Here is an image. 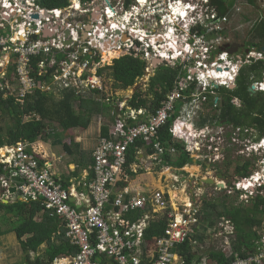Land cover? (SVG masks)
Masks as SVG:
<instances>
[{
	"label": "built area",
	"instance_id": "1",
	"mask_svg": "<svg viewBox=\"0 0 264 264\" xmlns=\"http://www.w3.org/2000/svg\"><path fill=\"white\" fill-rule=\"evenodd\" d=\"M92 1L82 4L80 0H71L68 8L47 10L33 0H0V90L13 95L12 90L16 87V101L21 105H24L27 96L37 90L42 91L44 84L48 83L32 75L35 71L32 59L39 58L36 64L39 75H47L49 69L55 68L51 83L57 80L61 89L74 88L78 94L86 91L105 93L98 69L110 65L109 62L118 56L127 55L147 62L145 75L149 74L150 68H176L178 74L173 88L156 113L139 121L138 116L144 115V109L130 110L128 120L135 121L134 125L129 126L127 120L119 117L110 130V138L100 139L93 153L94 178L89 184L85 210L75 207L73 191L54 177L49 165H41L38 153L29 150L25 143L6 147L3 153L0 152V162L6 173L0 178V193L2 197H7L9 188L15 186L24 200L42 201L45 210L65 222L66 238L78 248L77 254L65 264H175L176 258H180L176 247L186 242L200 246L194 238L202 225L203 203L197 201L174 209L162 191L131 196L128 189H122L113 200L112 196L125 169L128 148L143 140L146 146H155L157 151L151 157L159 160L163 150L155 140H158V131L172 116L176 117L172 132L179 139L207 137V128L199 135L193 129L201 103L208 100L205 92L210 86L214 88V84L221 87L236 83L244 66L241 57L230 55L225 49V46H231L232 40L222 33L232 24L230 20H237L239 9L233 7L226 14H221L211 0H191L188 6L193 13L188 15L187 21L190 19V22L185 24L182 34L177 30L180 20H173L169 8L163 7L159 10L160 21L164 25H172L167 26L168 31L152 35L135 30L131 39L119 41L117 47L104 51L106 41L119 38L114 32L121 29L118 24L110 21L107 26L104 24L108 20L106 16L113 17V13L106 9L107 15L102 13L103 18H100L103 26L92 27L84 40L78 27L69 22L73 13L72 4L80 11L83 5L89 6ZM44 10L49 12V18L43 15ZM36 13L41 16L38 21L31 17ZM34 24L38 25L36 30H33ZM55 25L61 26V30L54 31ZM48 27L53 33L50 36L44 31ZM67 30L71 32L73 44L66 47ZM58 54L66 55V59L59 62ZM114 54L117 56L112 58ZM245 58L248 64L252 60H264V52L248 49ZM97 59H100L99 62ZM262 81L255 86L264 91V78ZM194 84L197 88L192 102L177 109L178 101L184 98L183 92ZM50 87L53 86H49L51 90ZM106 101H110L109 98ZM187 124L192 127L189 132L185 129ZM259 165L262 173L241 179L236 183L237 189L253 197L255 192L263 195L264 161ZM248 183L253 186L246 187ZM139 211L144 212L142 218H128V215ZM160 213L168 220L165 235L146 241L145 231ZM217 233L218 236H233L235 228L223 219ZM258 245L257 253L248 258L237 256L230 264H264V237ZM101 256L108 260L103 261Z\"/></svg>",
	"mask_w": 264,
	"mask_h": 264
},
{
	"label": "trees",
	"instance_id": "2",
	"mask_svg": "<svg viewBox=\"0 0 264 264\" xmlns=\"http://www.w3.org/2000/svg\"><path fill=\"white\" fill-rule=\"evenodd\" d=\"M41 1L40 5L44 9L58 10L68 8L71 0ZM80 1L87 3L91 0ZM248 2L251 6L254 5L253 0H248ZM212 4L217 6L219 13L226 14L228 12V7H226L224 0H212ZM247 35H249L250 39L247 45L255 47L258 52H261L264 47V17L259 18L252 24ZM231 36L233 35L231 34ZM65 59L66 55H57L59 62ZM39 60V58L32 59L35 68L32 74L33 77L51 83L54 78L52 74L55 68L49 69L47 75L40 76L36 65ZM99 60L97 59V62ZM146 68L147 62L127 55L114 60L112 65L99 68L98 75L100 77L107 76L109 79H112L114 89L124 91L140 83V79L146 74ZM263 73L264 61L262 60H252L250 64L244 65L237 78V88L235 90L226 88L215 89L217 97L225 103V107L221 108V115L216 118L210 116V113L214 109L216 95L210 96L211 93H209V100L201 103V108L198 111V116H195L194 122L202 129L210 125L214 126L215 122L219 123L218 121L221 118H225L233 123L235 127L246 128L255 126L260 131V137L264 136V97L249 93L251 84L262 80ZM177 74L178 70L176 68L157 67L155 74L149 80L147 90L143 92L138 89L128 101V112L130 110L138 111L144 109L148 115L156 113L161 108L163 100L171 92ZM196 88L197 84H194L183 92L184 98L178 101L176 105L177 109H180L184 104L192 102V96ZM5 93L0 91V148L13 146L21 142L29 145L30 148V145L39 139H46L50 135L47 134L48 131L86 129L92 124L94 117H100L101 115H108L111 121H114L116 118L117 111L113 108L114 101L107 102L106 94L99 91H90L88 94L81 96L74 88H71L62 91L61 97L57 98L52 93L37 90L25 98L24 105L18 104L13 95L9 96ZM233 97L240 98L243 101L244 107L242 109L238 110L230 104ZM75 103H79L77 108L74 107ZM25 117H29V119L26 121ZM124 118L127 117L124 116ZM175 118V116L169 118L167 123L158 131V140H155V143L159 144V147L163 150V154L159 157V160L154 161L157 171H161L163 168L182 170L187 165L195 164L194 159L187 150L188 143L175 138L172 134L171 130L175 123ZM135 123L133 120H128L129 126ZM102 136L110 138V133L106 126L102 128ZM232 140V138H229V143ZM260 140L261 138H257L255 142H259ZM72 147H77L80 150V145L72 143L70 146H64L65 152L74 156ZM142 150H146L149 156L154 155L157 151L154 145L146 146L143 140H138L131 145L128 148L127 163L124 166L126 173L131 177L143 173L141 169H139L137 174L131 171L132 166L140 164L139 155ZM93 163L94 160L92 159V166ZM196 164L200 165V162ZM231 164L232 162H229L227 166ZM252 166L253 164L249 159L243 163H236L234 169L235 177L239 178L238 180L248 178L252 173ZM80 171L81 166L80 169H77L73 173L72 177H77ZM91 171L93 172L92 169ZM2 174L3 166L0 164V176ZM93 178L90 180L91 182ZM69 180L70 178L64 182L63 186L65 188L71 185ZM114 198L115 196L113 195L112 200ZM228 199L226 196L218 204H216L217 202L207 200L203 202L204 220L209 225L208 227H215L223 217L230 218L236 230V240L233 244L234 250L240 258H248L252 254L257 253L258 243L264 237V197H256L252 201L250 208H247L243 204L229 207L227 205ZM1 212H4L10 220L14 219L17 222V225L13 228V232H15L18 240H21L26 235H31L26 241H21V246L27 253V259L30 264H54L55 259L68 255L75 256L78 252V248L71 245L68 239H65L66 225L64 224L63 227L56 215L45 210L41 201L25 202L17 200L10 204L0 202ZM10 214H13V216H10ZM139 216L140 213L136 212L128 215V218L135 220ZM38 217L40 219L37 220ZM167 222V218L164 217L151 223L145 231L144 238L147 241H151L155 238L163 237ZM206 235L207 233L201 234L198 231L194 240L201 245L206 240ZM57 239L61 243H58ZM43 244L47 245L46 258L43 257L45 258L43 260L37 258L32 261L29 256L30 252H38ZM176 253L184 260L185 264H192L195 255L190 242L176 247ZM209 257L210 260H215L217 264H230L235 259L234 256L226 257L222 252H212ZM101 259L106 261V258L103 256H101ZM198 262L200 263L201 261L199 260Z\"/></svg>",
	"mask_w": 264,
	"mask_h": 264
},
{
	"label": "rangeland",
	"instance_id": "3",
	"mask_svg": "<svg viewBox=\"0 0 264 264\" xmlns=\"http://www.w3.org/2000/svg\"><path fill=\"white\" fill-rule=\"evenodd\" d=\"M227 1L228 7H230V9H233V7L239 9L240 15L238 14L236 21L240 24L235 23V25H229V28L227 30L223 29L222 33L223 36H228L232 40L231 45L238 44L241 46L242 49L239 51L238 56L244 57L245 51L253 48L247 45V42H249L250 40L247 32L256 20L264 17V4L256 5L257 7H259L258 9L257 7L252 8L251 6H249L245 2V0ZM243 16H247V18L252 20V22H245L244 20H242ZM231 34L233 36H231ZM104 56H106V54H104ZM114 56L117 55L114 54L112 58ZM105 62L103 64H105ZM154 74L155 68H150L149 74L145 75L144 79L141 80L140 83L124 91L114 89L113 80L105 76L103 77L104 91L115 100H117V98L119 97L123 98V96H129V98H131L138 89L143 92L147 90L149 80ZM49 86H53L50 87L51 90L49 89ZM12 91L14 97L16 98V87ZM42 91L52 93L57 98H60L61 93L62 91H64V89H61L58 85V81L55 80L54 83L44 84ZM79 95L82 96V93H79ZM210 114H213V112H211ZM25 120H27V117H25ZM216 126L217 125L215 124L214 127ZM227 128L228 127H225V129ZM186 142L188 143L187 150L194 159L195 164L187 165L182 170L163 168L161 171L157 172L158 175H154L156 179L163 180V183L169 193V200L171 201L173 206L185 204L183 199H186V202L190 201V203H194L199 201L200 204H202L205 200L210 202H222V198L225 196H229L231 200L235 201H237V197H239L241 200H245V198L250 197V193L237 189L236 183L233 186V182L235 179L234 169L236 166L234 162L238 161L240 163H243L244 159H250L253 164V167L251 168L252 173L250 176H258V172L262 173V169L260 168L259 164L264 161V151L260 149L259 146L255 145L256 147H248L245 149L243 147L244 141L235 140L234 142V140H232L231 143H229L228 139H223L220 136L216 137V135L213 136V134H209L207 138L201 137L200 139L198 138L194 141ZM54 149V152L57 156L58 147H55ZM253 150H255L254 153H252ZM207 158H209L210 161H208ZM199 162L200 165H197L196 163ZM229 162H232V164L228 165L226 168V165ZM154 164L156 166V163L148 161V164H146L147 167L145 169L153 173V168L155 167ZM208 165L210 166L209 168L207 167ZM160 176L161 178H159ZM207 177H212L216 179V181H226L227 185H229L228 191L218 192L212 186H199L198 182L200 181V179ZM239 181L240 180H237V183ZM252 183H255V180H252ZM250 185L252 184H245L246 187H249ZM234 190L241 191L242 193H244V195H241L238 192L234 193ZM146 191L149 192L151 191V189H147ZM257 194L259 193L255 192L254 195ZM262 194L264 196V190H262ZM5 215L6 214L4 212L0 213V264H22L25 252L22 246L19 245L18 241L16 240V235L12 234L11 231L14 230L13 228H15L17 222L14 219L10 220L7 215L6 218ZM10 216H13V214H10ZM211 238V240H205L202 244L203 252L207 251L208 247H206V245H208L209 242L215 245V247L220 243L222 246H224V239L218 238L220 239V241L217 242L213 237ZM1 256H3V259H1Z\"/></svg>",
	"mask_w": 264,
	"mask_h": 264
},
{
	"label": "crops",
	"instance_id": "4",
	"mask_svg": "<svg viewBox=\"0 0 264 264\" xmlns=\"http://www.w3.org/2000/svg\"><path fill=\"white\" fill-rule=\"evenodd\" d=\"M245 2L248 4V0H245ZM50 33L53 34L52 32H50ZM50 33L48 32L47 36H50ZM88 93L89 92L86 91L82 95H86ZM106 98H109L110 101H114L113 108L115 111L118 112V113H116V118L114 119V121H111V119L108 115H101V116L99 115L100 117H96V118L94 117L93 118L92 124L86 129L77 128V129H70L68 131H62V130H57L56 132L55 131H48L47 134H50V135L46 139H39L37 142L32 144L29 148V149L35 150L37 153H39L41 160H42V163H46L47 165H49L51 171L54 173V175L57 177V179L61 180V182L63 184L66 180H68V178H70L69 181H70L71 185L68 186V189H71L73 191V194H74V197H72V202L74 203L76 208H79L81 210H85V205L87 206V200H88V194H89V184L91 182L90 180H92V178H93V172L91 171V169H92L91 163H92V159H93L94 150L98 146L100 139L102 137H104V136H102V128L106 126L107 129L109 130V133H110V130L112 129V127H114L115 122L119 117H122L123 119L128 121V117L130 114V112H128L129 108L127 107V103L132 97L129 98V96H123V98L119 97L115 101V99H113V97H110V95L106 93ZM78 104L79 103H75L74 107L77 108ZM119 108L125 109V110L123 112H121L120 111L121 109H119ZM123 115L127 118H124ZM147 116H148V113L146 110H144V115L138 116V120L143 121L146 119ZM28 119H29V117H27V120ZM196 126H197V128H200L199 125L196 124ZM188 127L192 128L190 125H188ZM72 143L80 145V150L77 147H72L73 148L72 152H74V156L69 155V153H66L65 148H64L65 145L70 146ZM55 147H58V155L57 156L54 152ZM139 161H140V164L132 166L131 171L133 173L137 174L139 169H141L143 171V173H140V174H137V175L131 177L130 175H128L126 173V169H124V171L120 177L121 181H119V184L117 185V187L114 190V196L116 195V193H118L122 189H128L130 191L131 196L137 195V194H141V195L147 194L148 195L151 193L153 194V192H156V191H162L166 194L167 200L170 202L171 206L174 209H178L185 204H190V201L186 202V199H183L185 204L175 205V206L172 205L171 201L169 200L168 190L166 189V186L164 185L163 180L162 179H156L154 176L155 174L158 175L157 172H159L156 170L155 164H154L155 167L153 168V173L148 171L147 169H145L147 167L146 164H148V161H152V162L155 161L152 159L151 156L148 155L146 150H142L140 152ZM244 161H246V160L244 159ZM88 164H89V167H88ZM80 166H81V171H80L79 175L77 177H72L73 173L77 169H80ZM159 178H161V176ZM208 178H212V177L200 179V181L198 182V185L203 186L204 184L202 185V180H206ZM238 179L239 178L234 179L233 186L235 185V183H237ZM214 180L216 181V179H214ZM216 183L218 186L214 185L212 187L215 188L218 192L228 191L229 185H227L226 181L225 182H224V180L216 181ZM207 186H211V185H207ZM147 189H151V191L147 192L146 191ZM235 192H238L239 194L244 195V193H242L241 191L234 190V193ZM229 195H231V194H229ZM227 197L229 198V196H227ZM255 197L250 195V197L245 198V200H241L239 197H237V201L231 200L229 198L227 201V205L229 207H231V206H238L240 204H243L247 208H250L252 206V201L255 199ZM262 197H264V196H262ZM17 200L24 201L20 198L19 194H12V195H10L9 200H7V201L4 200L3 203L4 204H10V203H14ZM218 203H220V202H217L216 204H218ZM209 204H213V203H209ZM137 213H140L139 217L142 218L144 212L139 211ZM145 214H147V212H145ZM56 217L61 221V225L64 227L65 222L63 220H61L58 216H56ZM164 217L165 216L160 213L158 215V218L156 220H152L151 223H153L159 219H163ZM204 217L205 216H203V221H202V225H201L199 232H201V234L207 233L206 240H211L212 239L211 237H213L214 240L217 242H219L220 239H224L225 243H224V246H222L220 243L218 246L215 247V245H213L209 242V244L206 245V247H208L206 252L202 251V249H203L202 244L199 247H195L194 245H192L193 252L195 255L194 259L192 261V264H217V262L215 260H210L209 255L212 252H222L225 254L226 257L234 256L236 259V257L238 255L236 254V252L234 250V246H233V244L236 240V230H235V234L233 236H227L226 234H223V236H218V233H217L218 228L220 226V223L223 221V219L232 223V225L235 228L233 221L230 218L223 217L222 220L220 219L218 221V223L215 227H208L209 225L204 220ZM38 219H40V218L38 217L37 220ZM150 224H149V226H150ZM11 231H12V234L16 235L15 232H13V230H11ZM263 232H264V224H263ZM30 236L31 235H26L21 240H18V239H16V240L18 241L19 245H21V241H23V242L26 241L28 238H30ZM218 238H220V239H218ZM65 239H67L66 233H65ZM53 241H54V239H53ZM57 242L61 243V241H59V240ZM227 246H228V248H227ZM46 248H47V245L43 244L40 247V249L38 250V252L35 253V252L31 251L29 254L31 260L33 261L37 258H40L42 260L45 259L46 258L45 257ZM24 254H25V256L23 257V263L22 264H30L28 259H27V256H28L27 253L25 252ZM43 257H45V258H43ZM73 257L74 256H72V255L59 257V258L55 259L54 264H65V263H67V260H70ZM1 259H3V256H1ZM107 260H108V258H106V261ZM199 260L201 261L200 263L198 262ZM175 261H176L175 264H185V262L183 261V259L181 257L176 258Z\"/></svg>",
	"mask_w": 264,
	"mask_h": 264
},
{
	"label": "flooded vegetation",
	"instance_id": "5",
	"mask_svg": "<svg viewBox=\"0 0 264 264\" xmlns=\"http://www.w3.org/2000/svg\"><path fill=\"white\" fill-rule=\"evenodd\" d=\"M224 1L226 4V7H228V1L227 0H224ZM253 2L255 6L254 5L251 6L250 3L248 2V5L251 6L252 8H256L257 7L256 5L264 4L263 0H253ZM189 3H191V0H93L92 4H90L89 6L83 5L80 11L78 9H75L74 5L72 4L71 6L73 7L72 8L73 13L71 14L72 17L69 18L70 19L69 22L73 26L76 25L78 27L79 34L81 35V37H83L85 36L83 33V30H85L84 29L85 27L87 28L85 31H88L92 29L91 27L101 28L103 26L102 19H100V18H103L101 14L103 13V15L106 16L108 12L105 10L108 9L109 12L113 13L114 15L113 17H108V15L106 16L108 20H106V23H104L105 26H107L108 21L116 25L118 24L121 27V29H116L114 32L116 33L119 32L121 34L120 41L123 38L125 39L124 41H126L132 38L131 33L134 34L135 30L141 31L140 33L142 34H145L146 32V33H151L152 35H157V34H161L163 32L168 31L167 26L171 27L172 25L170 23H168L167 25L162 24V22L160 21L161 17L159 15L160 13L159 10L163 9V7L164 8L168 7L169 11L171 12L172 19L175 20V18H178L180 20L177 30L179 31V33L183 34L185 30V24H188L190 22V19L187 21V17L188 15H192L193 13L189 9V6H188ZM257 8L259 9V7ZM229 10H230V7H228V11ZM84 13H87L86 16L84 15ZM242 20H244L245 22L251 21L250 19L247 18V16H243ZM230 22H232V24L230 23L231 25H235V23L240 24L239 22L235 20L233 21L230 20ZM80 23L82 24V26H79ZM58 29L61 30V26L55 25L54 31ZM44 31L48 32L49 27L44 28ZM146 40H148V38ZM241 49L242 48H240L237 51V53H234V54H230L229 52L228 53L230 55L238 56V53ZM255 49L257 50V48ZM241 59L243 60L244 65L248 64L245 56L244 57L241 56ZM261 82L255 81L251 84V86H255L256 83L258 84ZM214 85H217V84H214ZM217 86L218 88H215V87L213 88L212 86H210L205 92V96L208 98V100H209V96H208L209 93H211L210 96H213L214 94L216 95L215 89L226 88L229 90H235L237 88L236 83L228 85V86H221V87L219 85ZM251 86L249 87V90ZM249 93L251 95L264 97V91L258 90L256 86H255V94H252L250 91ZM230 104L234 106L235 108H237L238 110L244 107L243 101L237 97H233ZM224 105H225L224 101L221 100L216 95L215 102H214V109L212 111L213 114H211L210 116L211 117L213 116V118L219 117L222 112L221 108L223 109L225 107ZM218 122L219 123L215 122V124L217 125L216 127L211 126V125L208 126L209 128L208 135L213 134V136L215 135L216 137L220 136L223 139L232 138L234 142L235 140L244 141L243 147L245 149L248 147L253 148L257 143L255 142V139L257 138L264 139V136L260 137L259 135L260 131L255 126H250L246 128L235 127L233 123L229 122L228 119H225V118L224 119L221 118ZM225 127H228V128L225 129ZM254 152L255 150H253L252 153ZM207 159L208 161H210L209 158ZM243 162L245 161L243 160ZM236 163H238V161H235V164ZM226 168H227V165H226Z\"/></svg>",
	"mask_w": 264,
	"mask_h": 264
},
{
	"label": "water",
	"instance_id": "6",
	"mask_svg": "<svg viewBox=\"0 0 264 264\" xmlns=\"http://www.w3.org/2000/svg\"><path fill=\"white\" fill-rule=\"evenodd\" d=\"M33 1H35V2H37L38 4H41L42 3V1L41 0H33ZM78 1V0H77ZM26 4V3H25ZM43 15L46 17V18H49L50 17V14H49V12L47 11V10H44L43 11ZM85 16H86V14H84ZM32 19L33 20H35V21H38V20H40V18H41V16L39 15V14H33L32 16ZM79 26H82V24L80 23L79 24ZM38 28V25L37 24H34V29L33 30H36ZM92 28V27H91ZM85 30L87 29L86 27L84 28ZM85 30H83V33H84V35L85 36H83L82 37V39L84 40L85 39V37H86V35H87V32L88 31H85ZM82 32V31H81ZM118 34V36H119V38H117V39H115L114 41H110V40H108V41H106L105 43H104V51H108L109 49H111L112 47H117L118 46V43H119V41H120V36H121V34L118 32L117 33ZM65 36H66V39H67V41L66 42H64V46H71L72 44H73V40H72V38H71V32L69 31V30H67V31H65ZM36 36L34 37V39L36 40ZM125 39L123 38L122 40H121V42H125L124 41ZM241 48V46L240 45H238V44H234V45H231V46H225V49H228V52L230 53V54H234V53H237V51L239 50ZM224 50V49H223ZM262 50L264 51V47L262 48ZM246 52H248L247 50H246ZM121 57H117L116 59H120ZM115 59V60H116ZM114 63V59H112L111 61H110V65H112ZM214 87L215 88H218V86L217 85H214ZM252 94H255V86H251V88H250V90H249ZM209 167V166H208ZM211 185V186H214V185H216V186H218L217 185V183H216V181L213 179V178H208V179H206V180H202V185ZM222 186V185H221ZM10 193L11 194H16L17 193V190H16V188H10ZM79 209V208H78Z\"/></svg>",
	"mask_w": 264,
	"mask_h": 264
},
{
	"label": "clouds",
	"instance_id": "7",
	"mask_svg": "<svg viewBox=\"0 0 264 264\" xmlns=\"http://www.w3.org/2000/svg\"><path fill=\"white\" fill-rule=\"evenodd\" d=\"M82 3V2H81ZM82 4H84V3H82ZM227 51H228V49H227ZM248 51V50H247ZM261 52H264L263 50H261ZM248 52H246L245 51V54H247ZM262 61H264V60H262ZM106 66V65H105ZM108 66V65H107ZM103 67V66H102ZM101 68V67H100ZM103 78V77H102ZM263 78H264V75H263ZM263 78H262V80H263ZM262 80H260V81H262ZM260 81H258V82H260ZM137 85V84H136ZM1 91V90H0ZM3 92H5V91H3ZM6 95H8L7 93H5ZM135 94V93H134ZM133 94V95H134ZM10 95H12V94H9V96ZM14 96V95H13ZM125 109H122L121 110V112L122 111H124ZM135 111V110H134ZM118 113V112H117ZM144 121V120H143ZM116 122H117V120H116ZM116 122H115V125H116ZM188 121L186 120V123H187ZM114 125V126H115ZM188 125H190L191 126V124H187L186 125V127H185V129L189 132V127H188ZM174 126H175V123H174V125H173V127H172V130H173V128H174ZM177 126H180V127H182L181 125H179V124H177ZM205 128H207L206 130H205ZM205 128H202V129H200V128H197V126H196V123L194 122L193 123V129H194V131H196L197 132V134L199 135V133H200V131L201 130H205V132H206V136L208 137V130H209V128H208V126L207 127H205ZM171 130V131H172ZM172 134H173V132H172ZM173 136L175 137V138H177V139H179L178 137H176L174 134H173ZM202 136H196V137H190L189 139H179V140H184V141H194V140H192V139H200ZM206 137V138H207ZM103 138H106V137H103ZM203 138V137H202ZM262 140V141H261ZM259 142H257L256 143V145L257 146H259L260 147V149H262L263 151H264V139H261ZM22 143V142H21ZM17 145V144H16ZM13 146H15V145H13ZM31 146V145H30ZM6 147H12V146H5V147H3V148H0V152L2 151V153L5 151V148ZM28 147H29V145H28ZM254 147H256V146H254ZM29 149V148H28ZM31 150V149H30ZM38 156H39V159H40V163H41V157H40V155H39V153H38ZM263 158H264V155H263ZM0 164L3 166V174L0 176V178L2 177V176H4V175H6V173H5V171H4V165L0 162ZM44 163H42V165H43ZM53 175H54V173L53 172H51ZM54 177L57 179V177L54 175ZM60 180V179H59ZM61 181V180H60ZM61 184H63L62 182H61ZM10 188H16L15 186H12V187H10ZM10 188H9V190H10ZM254 188V187H253ZM252 188V190H254ZM260 188H258V189H256V190H259ZM261 189L262 190H264V183H263V186H261ZM17 190V189H16ZM16 194H19V196H20V198L22 199V200H24V198L22 197V194L20 193V192H18L17 191V193ZM10 195H12L11 193H10V191H9V195H7V197H2V193H0V202H2L3 203V201L5 200V201H7V200H9V197H10ZM256 197H258V196H263V195H260V194H257V195H255ZM25 202H30V201H26V200H24ZM38 201H40V200H38ZM36 202V201H35ZM42 202V201H41Z\"/></svg>",
	"mask_w": 264,
	"mask_h": 264
},
{
	"label": "bare ground",
	"instance_id": "8",
	"mask_svg": "<svg viewBox=\"0 0 264 264\" xmlns=\"http://www.w3.org/2000/svg\"><path fill=\"white\" fill-rule=\"evenodd\" d=\"M179 12H180V10H179ZM187 15V14H186ZM48 33V32H47Z\"/></svg>",
	"mask_w": 264,
	"mask_h": 264
}]
</instances>
